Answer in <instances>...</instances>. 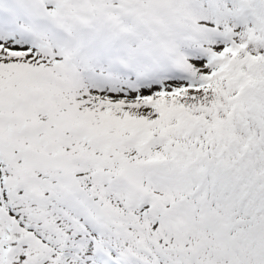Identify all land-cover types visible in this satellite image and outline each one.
<instances>
[{"label":"snow or ice","instance_id":"snow-or-ice-1","mask_svg":"<svg viewBox=\"0 0 264 264\" xmlns=\"http://www.w3.org/2000/svg\"><path fill=\"white\" fill-rule=\"evenodd\" d=\"M0 264H264V0H0Z\"/></svg>","mask_w":264,"mask_h":264}]
</instances>
